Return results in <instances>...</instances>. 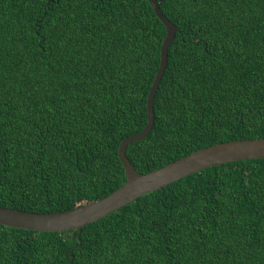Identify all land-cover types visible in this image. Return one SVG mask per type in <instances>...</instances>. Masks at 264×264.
<instances>
[{
	"label": "trees",
	"instance_id": "16d2710c",
	"mask_svg": "<svg viewBox=\"0 0 264 264\" xmlns=\"http://www.w3.org/2000/svg\"><path fill=\"white\" fill-rule=\"evenodd\" d=\"M178 27L140 174L264 138V0H159ZM166 27L148 0H0V206L52 213L126 181ZM0 264H264V159L205 169L77 231L0 224Z\"/></svg>",
	"mask_w": 264,
	"mask_h": 264
},
{
	"label": "water",
	"instance_id": "95a60500",
	"mask_svg": "<svg viewBox=\"0 0 264 264\" xmlns=\"http://www.w3.org/2000/svg\"><path fill=\"white\" fill-rule=\"evenodd\" d=\"M158 18L166 27L167 35L162 43L160 66L147 98V124L145 128L124 139L119 146V158L127 181L110 195L74 209L32 213L0 206V224L6 227L33 230L36 232L77 231L79 235L88 224L94 223L140 197L160 190L180 179L205 169L231 162L264 159V138L234 140L199 149L162 168L146 174L138 173L126 155L127 147L149 135L155 124L154 101L168 65L169 48L175 40L178 27L162 12L159 0H148Z\"/></svg>",
	"mask_w": 264,
	"mask_h": 264
}]
</instances>
